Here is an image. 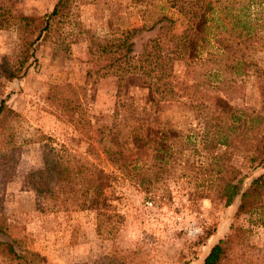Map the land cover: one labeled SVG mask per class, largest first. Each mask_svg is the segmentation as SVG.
Wrapping results in <instances>:
<instances>
[{"label": "rangeland", "instance_id": "obj_1", "mask_svg": "<svg viewBox=\"0 0 264 264\" xmlns=\"http://www.w3.org/2000/svg\"><path fill=\"white\" fill-rule=\"evenodd\" d=\"M155 1L75 0L74 16L52 23L46 39L29 49L34 58L24 64V73L10 82L0 75V105L4 104L0 113V215L18 227L15 231L23 238L22 250L36 254V264H201L210 247L231 232V226L246 230L245 245L241 251L234 247L224 264H264V218L261 224L253 215L235 217L238 198L224 206L215 190L220 173L210 162L211 156L226 152V164L240 172L244 190L263 173L250 164L251 151L223 146L207 151L209 142L200 137L204 130L187 96L181 94L153 108L143 85L128 86L119 96L113 76L86 79L92 57L74 19L97 38L111 37L140 25L141 12H156ZM224 1H234L233 7L238 8L239 1L247 0ZM55 3L0 0V19L42 17ZM250 7L255 34L244 55L264 73V0H252ZM181 30L178 17L174 31ZM154 35L155 30L134 37L133 54L140 53ZM233 36V44H239L236 49L243 48L236 33ZM21 38L17 25L0 28V64L5 57L18 58L16 53L11 55ZM197 77L198 66L176 63L173 67L175 82L192 85ZM64 85L75 88L71 92L52 90ZM263 88L264 74L260 78L248 75L227 88L221 83L209 93L232 108L260 116L264 125ZM60 97L79 98L82 121L91 130L108 128L116 114L121 129L130 135L122 144L125 169L89 152L83 135L88 129L78 133L73 128L61 111ZM163 131L170 135L166 142L161 139ZM45 142L104 170L106 200L100 206L104 215L97 217L96 207L53 213L35 210L33 193L23 183L27 174L41 168ZM167 146L170 157L161 161L160 150ZM133 166L138 171L130 175ZM156 174L158 180L147 185V179ZM109 215L113 217L107 222ZM111 226L115 229L109 232ZM0 241L11 242L4 233ZM0 264L7 263L0 258Z\"/></svg>", "mask_w": 264, "mask_h": 264}, {"label": "trees", "instance_id": "obj_2", "mask_svg": "<svg viewBox=\"0 0 264 264\" xmlns=\"http://www.w3.org/2000/svg\"><path fill=\"white\" fill-rule=\"evenodd\" d=\"M233 3L224 0H156V12H141L140 25L104 38H97L90 30L81 28L75 19L74 24L77 33L86 42L87 53L92 57L91 68L85 74L87 80L93 76H113L119 96L128 86L143 85L147 89V100L153 108L175 101L177 97H182L181 94L187 96L195 106V117L198 122L201 121L204 130L200 137L209 142L207 151L215 147L219 150L222 146L237 151H251L250 164L253 168L263 169V173L252 179L244 190H241L240 172L226 164L229 160L226 152L219 151L211 156L210 162L220 173L215 190L224 206H230L238 198L234 216L249 215L252 218L253 215L257 222L263 224L264 125L261 124V117L250 116L232 108L220 96L209 93L214 92L221 83L227 88L240 78L248 75L260 78L264 74L244 55V50L251 45L255 34L251 27L255 21L250 11L252 0L239 1L238 8H234ZM73 6L75 0H56L52 10L42 17L11 15L9 19H0V28L17 25L23 40L11 55L16 53L19 59L10 60V56L3 58L0 64L3 79L10 82L24 73V64L29 58H34L33 50L29 53V49L38 40L46 39L52 23H60L74 16ZM178 17L182 21V30L175 32ZM153 30L154 37L146 40L140 53L134 55V43L131 40L142 32ZM235 33L243 48L236 49L239 44H233ZM176 63L198 66V81L192 85L184 81L175 82L172 75ZM74 88L64 85L54 86L52 90L68 89L71 92ZM262 93L264 98V91ZM58 101L64 106L61 111L66 112L64 116L67 121L71 122L78 133L83 128L88 129L83 135L88 141L89 152L96 157L102 156L108 163H122V144L130 135L121 129L116 114L108 128L91 130L89 124L82 121L78 97H60ZM3 107L1 102L0 113ZM168 133H161L163 142L170 138ZM45 140L50 141L48 137ZM169 150V146L160 150L163 155L161 161L170 157ZM41 161V168L27 174L23 183L33 193L36 211L53 213L96 207L97 217L104 215L101 214L100 206L106 200L103 190L107 174L102 168L88 163L83 157L66 154L64 149L62 151L46 142L43 143ZM121 166L125 169L124 163ZM135 170L138 171L133 166L129 174ZM157 180L156 174L153 179L148 178L146 184L152 185ZM111 217L107 216L106 221L109 222ZM17 228L7 224L0 215V234H6L11 241H0V258L7 264H36L37 255L22 250L24 241L17 237ZM113 229L111 226L108 231ZM230 231L225 238L210 247L201 264H224L229 260L234 247L239 251L244 248L242 240L246 230L231 226Z\"/></svg>", "mask_w": 264, "mask_h": 264}]
</instances>
